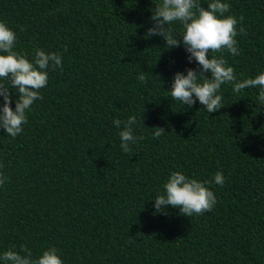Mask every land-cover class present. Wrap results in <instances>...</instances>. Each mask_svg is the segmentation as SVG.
Masks as SVG:
<instances>
[{
    "label": "trees",
    "instance_id": "1",
    "mask_svg": "<svg viewBox=\"0 0 264 264\" xmlns=\"http://www.w3.org/2000/svg\"><path fill=\"white\" fill-rule=\"evenodd\" d=\"M222 2L226 15H243L237 30H246L235 38L239 55L222 54L237 80L254 79L264 72V0ZM154 7L153 0H0L14 50L31 62L36 48L59 52L63 64L47 69L43 99L27 111L22 133L0 129L7 177L0 256L10 248L24 254L23 245L33 258L54 246L64 264H264L259 88L236 93L223 84L224 106L212 113L198 99L192 107L173 100L175 73L199 66L182 37L172 49L161 36L146 37ZM172 27L175 35L182 30ZM141 72L147 83L137 79ZM0 83L11 89L9 80ZM11 94L15 109L18 91ZM133 115L134 135L144 138L125 153L113 121ZM156 126L166 130L159 138ZM173 171L212 180L213 210L188 217L169 205L157 213L154 199ZM217 171L223 185L214 183Z\"/></svg>",
    "mask_w": 264,
    "mask_h": 264
},
{
    "label": "clouds",
    "instance_id": "2",
    "mask_svg": "<svg viewBox=\"0 0 264 264\" xmlns=\"http://www.w3.org/2000/svg\"><path fill=\"white\" fill-rule=\"evenodd\" d=\"M153 2L155 7L150 18L153 26L148 28L146 37L161 36L166 41L167 49L178 47L181 42L178 37H182L185 50L189 53V62L195 60L199 66V71L196 68H188L186 75L182 71L175 73L170 87L173 100L192 107L198 99L208 113H212L224 106L222 95L218 93L221 86L228 83L236 93L247 87H258L257 99L264 103V72H260L254 79L237 80L234 68L229 66L222 54L226 50L233 56L239 55L238 42L235 38L238 34H246L242 24L237 30V24L244 20L243 15L239 20L234 15H226L230 5L222 0H211L207 7L203 6L201 0H160L158 3L153 0ZM174 22H178L182 29L178 35L174 34L172 27ZM15 44V31L0 20V78L9 80L11 89L18 91L13 109L11 89L0 83V96L3 97V103L0 105V129H4L6 134L13 138L22 133V126L27 123L26 113L34 101L43 99L40 90L48 84L47 69H63L61 53L36 48L34 62H31L26 53L14 50ZM217 53L220 55H216ZM209 72L210 78L207 75ZM137 79L141 83H147V77L143 72ZM113 123L121 129L120 148L125 153L131 152L130 144L144 138L134 135L133 126L137 123L135 115L123 122L116 119ZM165 131V128L156 126L152 135L159 138ZM6 179L7 177L0 172V186ZM224 182L223 172L217 171L214 183L223 185ZM211 183L212 180L201 181L189 178L180 171H173L167 178L164 192L157 194L154 199L155 211L166 214L169 205L178 208L181 214L188 217L212 211L217 198L206 186ZM21 248L24 254L10 248L0 256V259L5 264H64L58 249L54 246L44 250L37 258H33L31 250L26 246L22 245Z\"/></svg>",
    "mask_w": 264,
    "mask_h": 264
}]
</instances>
